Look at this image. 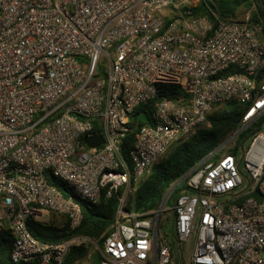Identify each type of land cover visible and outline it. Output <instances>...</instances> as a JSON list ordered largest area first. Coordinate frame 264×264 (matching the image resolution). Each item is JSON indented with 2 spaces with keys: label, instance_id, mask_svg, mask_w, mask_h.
<instances>
[{
  "label": "built area",
  "instance_id": "obj_1",
  "mask_svg": "<svg viewBox=\"0 0 264 264\" xmlns=\"http://www.w3.org/2000/svg\"><path fill=\"white\" fill-rule=\"evenodd\" d=\"M201 1L0 0V231L12 236V263L64 264L72 247L94 244L29 233L27 220L44 213L63 216L69 232L82 223L53 178L92 204L117 194L97 264H173L166 214L178 264H264V38L248 19L194 15ZM157 85L182 95L155 105L128 165L129 119ZM230 102L243 107L238 127L179 179L186 186L173 203L164 195L146 213L126 210L152 167ZM93 135L103 144L88 148Z\"/></svg>",
  "mask_w": 264,
  "mask_h": 264
},
{
  "label": "trees",
  "instance_id": "obj_2",
  "mask_svg": "<svg viewBox=\"0 0 264 264\" xmlns=\"http://www.w3.org/2000/svg\"><path fill=\"white\" fill-rule=\"evenodd\" d=\"M254 4L256 13H253L250 22L261 27L264 38V0H205L201 1L193 14L196 16L211 17L217 12L222 18L235 19L240 8L248 9ZM154 99L139 105L129 119L130 133L120 146V156L129 165V152L132 148L134 135L142 126H151L154 123L155 105L162 99L174 100L182 95L175 86L157 85ZM243 107L235 102L216 107L207 118V122L184 142L174 145L151 169L150 174L136 187L133 196L129 199L126 210L141 214L155 209L166 192L181 179L195 164L217 148L225 137L235 130L241 120ZM96 132L99 131L96 129ZM248 135L242 137V142L248 140ZM241 142V143H242ZM48 182L57 187L65 196H72L80 206L82 223L80 227L69 232L67 221L63 216L48 213L50 220L58 217L60 221L40 222L33 218L27 220L29 233L38 241L56 244L68 240L73 236H85L100 242V238L108 233L113 223L116 208L117 194L107 197L103 192L100 201L92 204L73 195L71 190L60 181L48 178ZM181 183L169 198L173 203L181 190L185 188ZM119 193V192H118ZM12 236L6 229L0 231V264H14L10 260ZM86 254L84 247H72L64 264H75ZM94 264L99 262L97 255L93 258ZM25 264V263H20ZM38 264V263H32Z\"/></svg>",
  "mask_w": 264,
  "mask_h": 264
},
{
  "label": "rangeland",
  "instance_id": "obj_3",
  "mask_svg": "<svg viewBox=\"0 0 264 264\" xmlns=\"http://www.w3.org/2000/svg\"><path fill=\"white\" fill-rule=\"evenodd\" d=\"M253 13H256V9L254 4L251 3V6L246 9V8H240L237 11V15L236 18L237 20L243 21L248 19L250 21V18L252 16ZM100 68L102 71L106 70V66H105V60L102 59V62L100 64ZM260 132H264V124L261 126ZM247 134V132L244 133V135ZM242 137H238L236 140L237 143V149L235 152H231V154H235V156L237 158H240L241 155V150H240V144L242 142ZM248 145V141L244 142L243 147L246 148ZM241 170L243 171V174H245V170L243 165L240 166ZM169 191V190H168ZM173 193V192H172ZM167 205H170V203L168 202ZM45 219V220H44ZM48 222V221H53V222H58L60 221V219L58 217H54L53 219L50 220L49 215H45V217L40 219V222ZM171 215L170 214H166V217L162 220V224H161V233L162 235H164L165 240L168 242L169 246L172 249V253H173V264H178L177 259H176V247H175V240L173 238V236L171 235ZM94 244L88 243L86 244V246L84 247L86 254L85 256L77 263L75 264H94L93 258L95 255L98 256L97 250L95 248V244L98 246L100 245L99 241L93 240ZM83 247V246H82ZM179 251H180V255L182 253V248L179 246Z\"/></svg>",
  "mask_w": 264,
  "mask_h": 264
},
{
  "label": "water",
  "instance_id": "obj_4",
  "mask_svg": "<svg viewBox=\"0 0 264 264\" xmlns=\"http://www.w3.org/2000/svg\"><path fill=\"white\" fill-rule=\"evenodd\" d=\"M83 143L88 147V148H97L99 147L101 144H103V138L99 137L97 135H93L90 137H85L83 139ZM181 182V180L177 181L170 189L169 191L166 192V197H170L172 192L176 189V187L179 185V183Z\"/></svg>",
  "mask_w": 264,
  "mask_h": 264
},
{
  "label": "crops",
  "instance_id": "obj_5",
  "mask_svg": "<svg viewBox=\"0 0 264 264\" xmlns=\"http://www.w3.org/2000/svg\"><path fill=\"white\" fill-rule=\"evenodd\" d=\"M45 215H48L47 213H44L41 218L45 217ZM45 220V219H44ZM40 221V220H39ZM42 222V221H41Z\"/></svg>",
  "mask_w": 264,
  "mask_h": 264
}]
</instances>
